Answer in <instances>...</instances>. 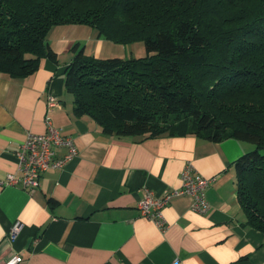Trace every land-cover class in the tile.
Here are the masks:
<instances>
[{
  "label": "crops",
  "instance_id": "0c3cea01",
  "mask_svg": "<svg viewBox=\"0 0 264 264\" xmlns=\"http://www.w3.org/2000/svg\"><path fill=\"white\" fill-rule=\"evenodd\" d=\"M85 32L96 41L92 53L79 38ZM47 42L57 62L42 58L23 77L0 73V179L19 177L16 151L28 133L45 131L47 116L73 138L77 153L44 171L32 192L18 183L0 185V260L19 254V264H264V233L245 224L233 165L253 146L194 134H104L92 117L74 114L64 82L73 44L101 57L104 40L80 24H61L49 30ZM49 96L57 103L48 110ZM186 164L210 179L209 209L194 211L191 197L175 195L161 210L160 227L138 203L145 189L163 195L180 188ZM15 223L21 229L10 241Z\"/></svg>",
  "mask_w": 264,
  "mask_h": 264
},
{
  "label": "trees",
  "instance_id": "16d2710c",
  "mask_svg": "<svg viewBox=\"0 0 264 264\" xmlns=\"http://www.w3.org/2000/svg\"><path fill=\"white\" fill-rule=\"evenodd\" d=\"M61 24L146 51L103 58L73 44L64 82L74 114L106 135L251 144L233 162L237 198L245 224L264 233V0H0V73L57 62L47 34Z\"/></svg>",
  "mask_w": 264,
  "mask_h": 264
},
{
  "label": "built area",
  "instance_id": "2783aa9c",
  "mask_svg": "<svg viewBox=\"0 0 264 264\" xmlns=\"http://www.w3.org/2000/svg\"><path fill=\"white\" fill-rule=\"evenodd\" d=\"M57 98L49 96L47 100V109L54 107ZM46 129L43 133H28L20 149L16 151L18 158L19 177L12 173L8 174L4 179H0V185L20 184L29 192L39 187L41 174L51 168H61L76 153L77 148L73 138L61 132L54 127L50 118H45ZM59 147L65 148L62 155H57ZM210 179L203 177L186 164L181 171V186L163 195H155L150 189H145L141 197L138 208L140 213L152 219L160 227H164L165 223L162 216V208L175 195H187L192 199V209L199 213H205L209 209L208 202L205 198V190L209 185ZM21 229L19 223H15L8 232V238L13 241ZM22 260L21 255L14 254L5 260H0V264H19Z\"/></svg>",
  "mask_w": 264,
  "mask_h": 264
},
{
  "label": "rangeland",
  "instance_id": "374dc122",
  "mask_svg": "<svg viewBox=\"0 0 264 264\" xmlns=\"http://www.w3.org/2000/svg\"><path fill=\"white\" fill-rule=\"evenodd\" d=\"M83 27H86V29H88L89 31H96L95 29L91 28L90 26L84 25V24H80ZM81 35H83V37H79L82 38V42L87 44V47L89 49L88 53H92L90 51V49L92 50H96V41L94 40V37H87L86 32L82 33ZM104 40V42L101 43V48H102V52L101 57L104 56H118V57H130V56H144L146 51H145V46L144 43L142 41H136L133 43H128V44H122V43H115L113 41H110L108 39H105L104 37H100ZM89 43V44H88ZM99 51V50H98Z\"/></svg>",
  "mask_w": 264,
  "mask_h": 264
},
{
  "label": "bare ground",
  "instance_id": "6f19581e",
  "mask_svg": "<svg viewBox=\"0 0 264 264\" xmlns=\"http://www.w3.org/2000/svg\"><path fill=\"white\" fill-rule=\"evenodd\" d=\"M66 67V66H65ZM140 137V136H139ZM152 190V189H151ZM210 206V205H209Z\"/></svg>",
  "mask_w": 264,
  "mask_h": 264
}]
</instances>
